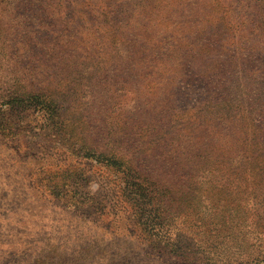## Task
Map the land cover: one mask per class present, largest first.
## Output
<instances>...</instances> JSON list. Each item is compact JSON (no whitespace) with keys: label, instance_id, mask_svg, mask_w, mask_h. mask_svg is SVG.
<instances>
[{"label":"rangeland","instance_id":"obj_1","mask_svg":"<svg viewBox=\"0 0 264 264\" xmlns=\"http://www.w3.org/2000/svg\"><path fill=\"white\" fill-rule=\"evenodd\" d=\"M19 82L57 84L67 119L2 105L0 264H264V168L211 147L264 126L263 0H0V91ZM84 148L151 157L140 201Z\"/></svg>","mask_w":264,"mask_h":264},{"label":"trees","instance_id":"obj_2","mask_svg":"<svg viewBox=\"0 0 264 264\" xmlns=\"http://www.w3.org/2000/svg\"><path fill=\"white\" fill-rule=\"evenodd\" d=\"M22 85L24 84L19 82L17 86H15L14 88H10V90L4 89L0 91L1 114H4L1 111L2 105H4L6 109H10L14 112L16 111L23 115H26L27 111H29L28 113L34 115V118L37 119L44 118L47 120L56 121L60 123L65 122V120L67 119L66 110L68 109V107L65 104L67 98L65 97L64 93L59 88V86H57V84L48 85L47 82L44 83V86L42 85L36 86L34 89H33L34 86H31L29 87L30 90H27ZM216 100H219L222 103L223 99L218 96ZM221 103L218 104V106L222 105ZM209 111L212 115H220V116L225 115V112L220 107H212L211 110L209 109ZM236 120L237 118L235 117L233 121ZM242 120L243 123L241 125V130H240L241 132L239 134V136H243L241 139L234 142L227 140L225 143L217 142V143H212L211 145L213 151H215L216 155L219 156V159L225 160L229 165L223 162L222 163L216 162L218 159L213 160V162L217 163L218 165H221L224 168L230 169V171L231 168L235 166L238 167L236 168V171L241 170L243 172L248 170L264 168V140L261 141L260 139L257 140L255 138L260 136L262 132L264 133V126L262 127L261 125H259L260 129H258V131L260 130L261 131L259 134L254 135L253 133L255 130L254 131L247 130L248 128L254 127L250 115H248L247 119H245V116H243ZM208 121H213V120L208 119ZM246 123H248V125H246ZM244 127H246L247 129ZM3 129L4 128H2L1 131H3ZM249 134L254 135L253 138H249L251 142H249L247 137ZM156 144L157 141L153 144H148L147 147H145V151H148L145 155H150L152 157ZM175 149L176 148L171 143L170 147L165 148L163 150L164 152L160 154V157H162V161L164 162V164H168V162H172L171 167L174 166V162L177 158L176 155L177 149L176 150ZM83 151H84L82 154L83 157L91 158L96 162H101L107 165H111L113 167L116 166L118 170L122 171L121 173L123 176H121V179H122V183H124L126 186L127 192L129 194V199L132 202L133 200L136 202L140 201V199L137 198L141 197V192L143 189H145L146 186L139 181V178L142 174L148 171L146 169H145L146 171L143 170L144 168L140 165V163L145 160L151 161V157H145L144 155L141 156L142 157L141 159H137L135 161L128 159L130 163H127L126 160L116 157V155L114 154L106 155L103 153H95L89 150L88 148H84ZM236 151L240 152L241 160H239L238 162H233L234 153ZM229 159L232 160V163L231 162L229 163ZM159 164H161V161Z\"/></svg>","mask_w":264,"mask_h":264}]
</instances>
